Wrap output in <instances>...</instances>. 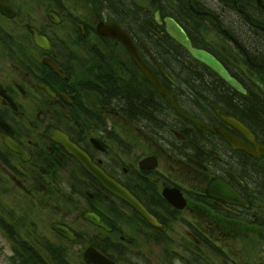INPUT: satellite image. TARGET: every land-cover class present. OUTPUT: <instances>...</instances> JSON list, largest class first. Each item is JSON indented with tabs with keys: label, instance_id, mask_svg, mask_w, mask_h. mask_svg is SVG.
<instances>
[{
	"label": "flooded vegetation",
	"instance_id": "flooded-vegetation-1",
	"mask_svg": "<svg viewBox=\"0 0 264 264\" xmlns=\"http://www.w3.org/2000/svg\"><path fill=\"white\" fill-rule=\"evenodd\" d=\"M168 21L244 91L194 59ZM262 150L264 0H0L5 264H64L65 247L72 264H90L91 246L115 264H264Z\"/></svg>",
	"mask_w": 264,
	"mask_h": 264
},
{
	"label": "water",
	"instance_id": "water-1",
	"mask_svg": "<svg viewBox=\"0 0 264 264\" xmlns=\"http://www.w3.org/2000/svg\"><path fill=\"white\" fill-rule=\"evenodd\" d=\"M108 29H110V27L106 26L104 29L100 28L99 31L101 33L106 34L107 33L106 30H108ZM168 29H169L170 34L178 42H180L189 51V53L194 58H196L200 62L204 63L208 67H210L221 78H223L230 86H232L233 88H235L237 90L243 91L242 87L236 81V79H234L227 72V70L223 67V65L214 56H212L210 53H208L204 50L197 49V48L193 47L191 45L190 41L184 35V33L179 28H177L173 23H171L170 21H168ZM112 30H113V35H115L116 37H119L122 41L125 42L126 45L129 46L130 41H129L128 37L124 33H122L119 30V28L114 27ZM32 33H33V38L38 45L46 46L43 38L38 36L36 34V32L33 30H32ZM138 63H139V66L141 67V69L143 70L144 74L150 80V82L154 85V87L157 88L165 98H167L169 101H171L173 103L172 99L169 97V95L166 93V91H164L163 88L159 85L156 78L152 75V73L148 70V68L144 64H142L140 61H138ZM51 66L54 69H56L54 65L51 64ZM174 106H175V104H174ZM225 119L231 125L239 127V123L236 122V120H234L232 118H225ZM226 137L228 138V140L230 142H233V140L229 136L226 135ZM57 141L59 143H61L69 153H71L72 155L77 157L80 160V162L86 167V169L88 171H90L96 177H98V179L104 184V186H106L108 189H111L116 194L125 197V193L120 188V186H118L115 182H113L105 174L100 172L99 169L90 162L89 158L81 150H79L76 146H74L66 137H61V138L58 137ZM6 143L8 144V146L11 149L16 150L18 152H21L19 150V148H17L13 143L7 142V141H6ZM261 152L264 154V150H262ZM84 217L86 219H90L91 221H94L95 223L99 224V222H97L95 219H93L91 215H85ZM55 229L60 234H62L63 236H65L69 239H73V236L71 235V233L66 228L56 226ZM86 261L88 263H93V264H114L111 260H109L107 257H105L100 251H98L97 249H94V248H88L87 249Z\"/></svg>",
	"mask_w": 264,
	"mask_h": 264
},
{
	"label": "rangeland",
	"instance_id": "rangeland-1",
	"mask_svg": "<svg viewBox=\"0 0 264 264\" xmlns=\"http://www.w3.org/2000/svg\"><path fill=\"white\" fill-rule=\"evenodd\" d=\"M56 246V245H55ZM48 248H49V252L51 251V244H49V246H48ZM68 250L67 251H65V252H68V253H70L71 252V248L69 249V248H67ZM0 264H5L1 259H0Z\"/></svg>",
	"mask_w": 264,
	"mask_h": 264
}]
</instances>
